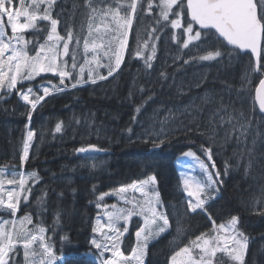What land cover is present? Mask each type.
<instances>
[{
    "label": "trees",
    "instance_id": "1",
    "mask_svg": "<svg viewBox=\"0 0 264 264\" xmlns=\"http://www.w3.org/2000/svg\"><path fill=\"white\" fill-rule=\"evenodd\" d=\"M130 2L91 0L89 7L86 0H56L52 17L67 33H74L69 47L77 50L75 68L71 56L65 58L66 70L72 72V78L65 79L68 87L60 85L57 76L36 80L34 90L44 83L65 90L45 96L35 110L18 100L15 93L0 95V168L22 171L25 189H31L21 193L17 216H29L31 228L45 229L47 242L55 256L62 258V264H98L90 242L92 223L99 213L97 205L103 203L99 197L155 176L170 228L148 247L145 264H169L175 251L212 230L213 221L218 224L232 216L238 217L237 227L248 238L245 264H264V118L252 101L253 89L264 70L255 74L250 55L229 48L224 49L222 58L204 63L199 59L201 52L204 48L214 51L208 45L215 38L184 48L181 30L176 33L180 39H172L170 20L175 17L160 20V0H152L151 14L146 11L148 0H140L141 10L129 29L124 61L108 76L107 67L97 68L85 60L93 59V43L106 45L111 38L105 28L110 18H104L100 10ZM92 8L98 11L93 13ZM47 28L23 34L41 43ZM85 39L90 48L87 55ZM143 45L151 48V67L145 63L146 56L136 55L137 51L142 53ZM95 55L101 65L108 63L104 48H97ZM81 65L85 81L90 67L94 74L107 79L72 88ZM248 81L250 90L246 91ZM165 117L170 127H165V142L155 147L150 137L155 138L161 128L158 120ZM57 123L61 124L60 132L55 130ZM29 130L34 133L33 140L28 159L21 165L23 141ZM89 144L102 151H76ZM202 145L212 149V161L203 155ZM188 150L202 157L213 174L221 173L219 197L195 213L187 210L175 167L176 159ZM213 162L215 169H211ZM18 253L14 260L24 264Z\"/></svg>",
    "mask_w": 264,
    "mask_h": 264
},
{
    "label": "snow or ice",
    "instance_id": "2",
    "mask_svg": "<svg viewBox=\"0 0 264 264\" xmlns=\"http://www.w3.org/2000/svg\"><path fill=\"white\" fill-rule=\"evenodd\" d=\"M88 6L91 7V0H86ZM46 4L42 13L38 10L41 4ZM56 0H32L31 5L27 0H19L17 6L16 0H0V89H6L9 93L13 89H17L18 84L23 81H31L42 73H52L60 77L59 84L65 85V79L72 78V72L66 70L67 60L64 57L71 56L72 67H76L77 50L70 49L69 44L74 38V33L69 30L67 38L65 39L58 32V19L52 17V8ZM11 5V7H9ZM126 8L125 11L121 9ZM159 16L168 21L169 16L175 18L170 20V25L173 30L182 29L183 47L188 48L193 41L205 43L207 41L214 42L208 46L215 49L209 51L206 55L199 57L202 61L215 59L216 57H223L225 54L224 49L232 46V49H238L240 53L247 55L249 52L255 58L253 72H260L264 70V0H160ZM153 9L152 0H148L146 11L151 14ZM141 10L140 0H131L126 6L117 4L115 8L109 6L100 11L103 12L104 18H110V23L105 25L106 32L111 36L107 40V44L91 45V51L94 53L91 61L85 60L87 64H95L96 67H107L108 76L121 68L124 61L125 50L128 48V29L132 28L133 18L138 11ZM93 13L98 10L92 8ZM7 17L8 26L11 29L12 35L6 36L5 25L3 16ZM23 18V23H21ZM39 21H47L50 23V28L47 29V36L43 43L36 46V42L32 39H26L23 33L29 30L40 31ZM159 23V21H157ZM198 26V27H197ZM90 33H91V25ZM163 30V26L161 29ZM103 39V38H102ZM173 40H179L180 37L176 35L175 31L172 36ZM76 43L79 44V37H76ZM33 45V47H29ZM62 45V50H61ZM198 47V45H197ZM97 48H104V57L108 60L107 64L101 65L100 59L95 55ZM89 43L85 39L84 52L87 55L89 52ZM152 52L155 53V45L152 46ZM137 56L142 53L137 51ZM231 56V52H228ZM153 59V55H149L145 60L148 67L152 65L149 63ZM195 59V57H193ZM189 61H184L188 63ZM94 69L89 68L88 78L83 79L84 66H80V75L75 78V82L71 84L72 88L83 83H96L97 79H107L106 76L99 75ZM247 78V74L244 77ZM68 86L65 85V88ZM65 88H60L53 85L50 89L47 86L43 87V96H35L32 87H28L26 91L18 90L17 94L23 101L31 105L33 110L36 109L37 104L44 100L50 92H62ZM30 96L35 97L30 99ZM255 100L259 104L261 113H264V79L259 80V85L255 89ZM139 112V109H137ZM27 115L31 119V112ZM135 120L136 117H133ZM223 120V117L221 118ZM168 117L161 121V128L156 133L155 138H151V142L155 147H160L166 139L165 124ZM27 127V126H26ZM56 132H60L61 124H56ZM131 131V130H129ZM34 133L29 130L27 136L23 141V155L20 160L23 164L28 159L29 148L33 140ZM158 141V142H157ZM202 150L212 161V149L204 148ZM78 153H89L102 151L96 145L89 144L87 147H80L76 149ZM185 157H193L194 153L188 151L184 153ZM199 166L206 175V179L200 181L198 188L193 191L190 189L189 181L184 180V188L189 197H194L195 201L189 200L188 211L195 213L198 209L203 210L205 205L204 195H210L213 191L219 190L220 172L214 174L209 170V167L203 161H200ZM179 164L180 161L178 160ZM95 167V165H93ZM215 162L211 164V169H215ZM36 177L35 173L30 174ZM3 182L0 181V184ZM9 185L16 184L15 179L7 181ZM26 179L21 176L19 186L20 191H8L7 201L0 199V206L9 210L13 217L16 216L18 205L21 198V193L24 191H31L25 189ZM156 185L155 176H149L145 180L134 181L126 187H121L118 194L125 193L128 189L140 192L147 199L143 204L134 200L125 199L126 204H131L132 208H117L116 204L111 205L112 211H105L104 215L107 219L108 232L103 231V226L94 227L92 231L99 233L103 240H91V245L99 252V259L101 264H131L136 261V264H144V257L147 254L148 242L150 238L159 236L165 233L170 228L169 218L163 213L157 211V205L163 207L159 194L155 192L154 186ZM150 193H155L151 196ZM113 195L105 193L99 197L103 200L104 196ZM25 201L28 196L23 197ZM104 207L107 209L109 205H100L97 207ZM149 213L151 219L145 216V227L138 230L135 235L137 238L136 246L132 248L131 255L125 257L121 251L122 237L128 231V221L133 215L144 216ZM264 215V213H261ZM211 219V217H209ZM123 220L124 224L118 226L119 221ZM158 221H162L159 224ZM9 222L4 221L0 225V264H19V261L14 260L18 256V246L23 248L24 251V264H56V256L54 254L53 246L48 243V239L44 233L43 227L38 228V234H34V230L27 227L31 224V218L25 216L20 220V227L16 226L15 219L12 221V227L7 228ZM100 225V220H97ZM153 225L156 227L153 228ZM238 217L232 216L230 221L225 224L221 223L216 225L213 221V230L217 233H226L224 236H214L207 238V233H201L191 240L189 245L179 248L173 255L169 257V264H213V258L217 253H226L228 258L234 264H245L244 255L247 250V237L243 235L237 228ZM123 227V231L121 230ZM147 231V235L144 232ZM111 233V234H109ZM39 246V251L35 245ZM231 245V247H230ZM198 250V253L197 251ZM111 253L110 258H106L104 254Z\"/></svg>",
    "mask_w": 264,
    "mask_h": 264
},
{
    "label": "rangeland",
    "instance_id": "3",
    "mask_svg": "<svg viewBox=\"0 0 264 264\" xmlns=\"http://www.w3.org/2000/svg\"><path fill=\"white\" fill-rule=\"evenodd\" d=\"M16 3H17V6H19V0H16ZM27 3L29 5H31L32 0H27ZM45 6H46V4H43L42 3L40 5V8H39L38 12L39 13H42ZM9 7H11V5H9ZM158 10L160 12V8H158ZM170 17H171V15L169 16V19H170ZM160 20L162 22H166L161 17H160ZM3 21H4V25H5V30H6V36L7 37H10L12 35V33H11L10 27L8 26V22H7L6 15L3 16ZM23 22H24L23 21V18H21V23H23ZM40 22H44V23H47V24L49 23L47 21H40ZM48 28H50V23H49ZM179 30H181L182 33H183V30L182 29H176V30H173V32L175 31V33H178ZM127 31L129 33V29ZM58 32L62 36H64L65 39L67 38V31H66L64 25L58 26ZM8 35H10V36H8ZM184 38H186V37H184ZM197 42L198 41H193L191 44H194V43H197ZM36 46H38V44H36ZM29 47H33V45H29ZM150 49L151 48L148 45H143L142 46V55L143 56H146V59H147V57L149 55H152ZM61 50H62V45H61ZM207 53H208V49L207 48H204L203 51L201 52V55H206ZM65 58L66 57H64V59ZM149 62H151V61H149ZM203 62L206 63V62H209V60L208 61H203ZM204 74L207 75L206 72ZM42 76H57V77H59L58 75H53L52 73H42L40 76L36 77L34 80H31V81H23L22 84H18L16 90H24V91H26L29 86L22 87L21 89H19L18 86H21V85H23L25 83H30L32 81H35L37 78L42 77ZM249 84H250V81H248V83H246V85H245V90L246 91H249L250 90ZM53 85L54 84H51V83H48V84L44 83L43 85L37 86L35 90L33 89V91L35 93V96L44 95V93H43V87L44 86H47V87H49L51 89ZM3 91H7V90L6 89H0V93H2ZM12 91H15V89H13ZM16 92H18V91H16ZM7 93H9V92H7ZM50 93H52V92H50ZM31 97L32 96H30V98ZM17 98L23 104H27L25 101H23L21 99V97L19 95H17ZM161 121L162 120H158V123L157 124H160L161 125ZM164 127H170V125L168 126V125L165 124ZM26 136H27V133L25 134V138H26ZM188 151H192L194 153V156L193 157H185L184 156V153H183L175 161V167H176L178 176H179L180 181H181V184H182V193H183L184 198H185V200H186L187 203L189 202V200H193V202H194L195 201V198L194 197H189L187 195V192L185 191V188H184V180L187 179L189 181L190 189L193 190V191H195L198 188L200 181L203 180V179H206V175L204 174L203 170L200 168L199 162H198V159L197 158H199L200 161H203L206 164V166H208L207 165V162L202 157L198 156L193 150H188ZM188 151H186V152H188ZM21 155H23V148H22V151H21ZM203 155L205 157L207 156L205 153H203ZM178 160L180 161L179 164L177 163ZM21 176H22V173L21 172H17V171L15 172L14 169H10V171H9L6 168H4V169L3 168H0V181L3 182L2 184H0V199H3L4 201H7V199H8V196H7L8 191H13V190L19 191L20 190L19 182H20ZM10 179H15L16 180V184L9 185L7 183V181L10 180ZM143 180H145V179H143ZM123 187H126V186H123ZM120 188L113 189V190H110V191L106 192V193L113 194V195L104 196L103 203L101 205H105L106 204V205H109V207L107 209H105L102 206L101 207H98L99 213L97 214L96 218L93 220V223H92V227L93 228L94 227L103 226V231L104 232H108V229L106 227V225H107V219H106L104 213H105V211H112V208L110 207L111 205L116 204L117 205V208H125V209H127V208H132V205L131 204H126L125 203V199L134 200V201H136V202H138L140 204H143L145 202V200L147 199L140 192L133 191L132 189H128L125 193L118 194L117 195L116 193L119 192V189ZM154 188H155V192H157L159 194V199L161 201V197H160V193H159L157 181H156V185L154 186ZM150 195L151 196H154L155 193H150ZM218 197H219V192L218 191H213L210 195H204L203 196V198L205 199V205H204V207L207 204H209L210 202L216 200ZM161 203H162V201H161ZM254 204L255 205H253V209L256 210L257 207H258V205H259V202L258 201L257 202H254ZM162 205H163V203H162ZM263 208H264V206H263ZM157 211L163 212V213L166 214V210H165L164 205H163V207H161L160 205H157ZM197 211H201V209H198ZM0 212L1 213H5V216L7 215L6 217H2V215L0 216V225H3L4 221H8L9 223L7 225H5V227L11 228L12 227V221L14 220L11 212L9 210L4 209L3 206H0ZM10 215H11L12 219L9 217ZM145 216H147L149 219H151L150 214L149 213H145L144 216H141V215H133L129 219V221H128V231L125 233V236L121 238L122 239L121 245L123 246L121 248V251L123 252V254H124L125 257L130 256L131 255V252H132V248L136 246L137 238H136L135 233L138 230H140L141 228H144L145 227V218H144ZM22 218L23 217H18L17 219L15 218L16 226L17 227H20V220ZM98 219L100 220V225L97 224V220ZM230 219L231 218H229L228 220H226L224 222H221V223L227 224L230 221ZM158 223L159 224H162V221H158ZM221 223H218V224L216 223V225H219ZM123 224H124V221L121 220V221H119L118 226H122ZM27 227L29 228V224H27ZM155 227L156 226L153 225V228H155ZM38 228H36V231H35L36 233L35 234H38ZM211 228H212V230L204 232V233H207L208 234V237L207 238H211V237H214V236H217V235H220V236L226 235V233H217L216 231H214L213 230V222L211 223ZM121 230L123 231V227H121ZM167 232H168V229L165 231V233H162L159 236L153 235V237L150 238V240L148 242V247L151 244H153L154 242H156L157 240H159L160 238H162V236H164ZM109 234H111V233H109ZM147 234H148L147 231H145L144 232V235H147ZM44 235H45V233H44ZM94 238L97 239L98 241L103 240V237L99 233H94L93 232L91 240L94 239ZM194 239H192V240H194ZM132 240H133V243H132ZM190 241H189V243H190ZM189 243L187 245H189ZM35 247L39 251L38 244L35 245ZM230 247H231V245H230ZM19 249L21 250V257L23 258V262H24V251H23V248L18 246V250ZM196 251L198 253V250H196ZM99 255H100L99 252L95 249V255L94 256L96 257V259L98 260V262L101 264V260L99 259ZM104 256L106 258L111 257V253L110 252H106L104 254ZM146 256H147V254H146ZM146 256L144 257V264L146 262ZM244 257H245V255H244ZM56 264H62V259L60 257H57L56 256ZM131 264H136V261H132ZM213 264H234V262L231 261L228 258V256H227L226 253H217L216 257L213 258Z\"/></svg>",
    "mask_w": 264,
    "mask_h": 264
},
{
    "label": "water",
    "instance_id": "4",
    "mask_svg": "<svg viewBox=\"0 0 264 264\" xmlns=\"http://www.w3.org/2000/svg\"><path fill=\"white\" fill-rule=\"evenodd\" d=\"M198 27V26H197ZM229 48H232V46H228ZM238 50V49H237ZM239 51V50H238ZM241 54H243V53H241ZM249 54L251 55V53L249 52ZM251 57H252V55H251ZM252 59H253V61H254V63H255V58L254 57H252ZM254 100H255V93H254ZM255 104H256V106H257V108H258V110H259V112H260V109H259V104H258V102L255 100ZM260 114L262 115V116H264V113H261L260 112Z\"/></svg>",
    "mask_w": 264,
    "mask_h": 264
},
{
    "label": "bare ground",
    "instance_id": "5",
    "mask_svg": "<svg viewBox=\"0 0 264 264\" xmlns=\"http://www.w3.org/2000/svg\"><path fill=\"white\" fill-rule=\"evenodd\" d=\"M125 52H126V50H125ZM117 71H118V70H117ZM41 101H42V100H41ZM41 101L37 104V106L41 103ZM37 106H36V107H37ZM27 132H28V131H27ZM27 132H26V133H27ZM89 153H98V152H89ZM86 154H88V153H86Z\"/></svg>",
    "mask_w": 264,
    "mask_h": 264
}]
</instances>
